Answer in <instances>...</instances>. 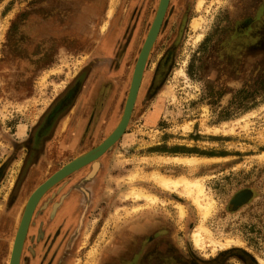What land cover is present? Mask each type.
Listing matches in <instances>:
<instances>
[{"label": "rangeland", "instance_id": "1", "mask_svg": "<svg viewBox=\"0 0 264 264\" xmlns=\"http://www.w3.org/2000/svg\"><path fill=\"white\" fill-rule=\"evenodd\" d=\"M92 1L0 0V227L28 151L20 148L41 114L86 65L98 66L89 84L125 71L117 99L111 97L105 108L106 114L109 108L111 112L102 119L104 134L121 120L135 65L160 0ZM244 17L254 19L247 35L240 32L248 27L238 25ZM112 35L117 38L110 49L107 43ZM128 40L121 70L110 68L118 48ZM86 100L81 99L75 119ZM152 148L159 151L150 153ZM198 152L227 155L207 157ZM188 157L198 161L192 166L177 160ZM111 159L105 178L109 189L105 199L111 205L105 210L104 228L73 264H126L115 260L116 253L123 252L132 239H146L162 228L165 234L159 238L170 243L167 254L174 257V264H244L236 256H227L245 252L257 264H264L259 214L247 218L245 212L234 213L229 215L232 221H220L222 214L215 216L213 209L203 221L193 195L183 187L163 189L141 177L157 170L201 180L214 201L210 177L215 169L231 172L233 190L264 175V0L170 1L130 122ZM132 173L139 176L130 181ZM261 181L264 177L259 185ZM113 188L115 195H111ZM134 189L156 200L136 199L131 194ZM241 194L246 195L238 200ZM247 196L240 193L234 202ZM99 217L93 215L89 223L90 238ZM201 224L218 244L210 242L209 233L202 245L196 244L194 234ZM229 240V246L222 245ZM94 248L97 252L91 256Z\"/></svg>", "mask_w": 264, "mask_h": 264}, {"label": "flooded vegetation", "instance_id": "2", "mask_svg": "<svg viewBox=\"0 0 264 264\" xmlns=\"http://www.w3.org/2000/svg\"><path fill=\"white\" fill-rule=\"evenodd\" d=\"M98 1L100 0L92 2ZM252 21H254L252 17H244L238 22V25L248 27L240 32L242 35L250 33ZM127 33L126 31L125 35ZM129 44L128 40L125 45L118 48V56L108 64L110 68L121 70L123 62L120 60L126 56ZM97 67L88 64L86 69L80 71L65 92L41 114L20 148L26 147L28 151L7 198L8 205L2 213L0 264L11 263L14 245L26 213L31 214L26 223V230L22 234L19 264H73L79 260L78 255H83L85 252L83 249L90 244L89 241H95L99 231L104 228L105 210L111 205L105 199L108 197L106 192L109 191L105 185V178L119 140L97 158L53 179L65 166L102 143L120 121L119 119L115 127L104 134L102 124L105 120L102 119L111 112L109 108L106 114L105 108L111 97L114 101L117 99L116 90L125 82V71L116 78L105 80L97 78L96 83L89 84L94 68ZM95 85L97 87H94ZM83 98L87 100L81 104V115L75 119L77 108ZM124 109L125 106L122 114ZM160 114L162 115L163 111ZM67 118L69 121L65 128L63 124ZM158 122L163 121L159 119ZM198 133L200 131L195 136ZM155 151H159V148L150 149V153ZM197 154L207 157L227 155L222 152ZM225 170L227 169H215L210 177H213L210 188L211 192H214L212 199L215 202V216L220 213L222 214L218 218L220 221H232L229 215L234 213L242 215L245 212L247 218L252 213H257L260 215L259 227L264 228V181L259 185V180L264 175L260 176V179L256 177L258 181L255 183L248 181L233 190L231 172L227 170L228 172L224 173ZM244 191L248 196L239 203H234L237 195ZM115 192L113 188L111 195H115ZM95 214L101 217L98 218L96 233L90 238L87 230ZM165 229L170 230L168 227ZM163 231V228L157 230L156 234L143 240L132 239L124 245L126 247L122 248L123 252L116 253L115 260L126 264H170V261L174 264V257L167 254L170 243L165 238H159L165 234ZM245 253H231L227 257L236 256L244 264H257L249 252Z\"/></svg>", "mask_w": 264, "mask_h": 264}, {"label": "water", "instance_id": "3", "mask_svg": "<svg viewBox=\"0 0 264 264\" xmlns=\"http://www.w3.org/2000/svg\"><path fill=\"white\" fill-rule=\"evenodd\" d=\"M169 3H170V0H160L156 16L153 20L151 28L148 32V35L144 41V44H143L142 49L140 51V54L138 56V59H137L136 65H135V70H134L133 77H132L131 87L129 90L128 98H127L125 109H124V113H123L121 120L118 123L117 127L96 148L90 150L85 155L79 157L74 162L65 166L61 171H59L53 177V179H57L58 177L64 175L65 173H68V172L72 171L73 169L79 167L80 165H83V164L89 162L90 160L95 159L98 156L102 155L110 147H112L117 140H119L125 134L126 129L128 127V124L130 122L131 116H132V112L134 110V107H135V104L137 101V98H138V94H139L140 87L142 84L144 71L146 68V64L148 61L149 54L152 50V47H153V45H154V43L158 37V34H159L160 29L162 27V24L164 22V18H165L166 12L168 10ZM30 214L31 213H26V215H25L24 221H23L22 226L19 230L18 237H17L15 245H14V251L12 254L10 264H19V258H20V250L19 249L22 246V234L26 230V223L28 222Z\"/></svg>", "mask_w": 264, "mask_h": 264}, {"label": "bare ground", "instance_id": "4", "mask_svg": "<svg viewBox=\"0 0 264 264\" xmlns=\"http://www.w3.org/2000/svg\"><path fill=\"white\" fill-rule=\"evenodd\" d=\"M112 9L113 8H110L108 10L109 16H112V14H113V10ZM196 23L197 22H195V24ZM115 38H117V37H115V35L114 36L112 35V36L109 37L108 43H107L108 48L111 49L112 47H114V45L116 43ZM180 70L184 71L182 69H180ZM178 73L180 74L181 72H178ZM68 121H69V118L66 119V121L63 124V127H65L67 125ZM177 160L180 161L181 163H186V164L188 163V164H190L192 166H193V164L196 161H198V159L194 158V157L177 158ZM138 173L130 174L128 176L129 180L131 181V180H134V179L138 178V176H139ZM140 175H141V173H140ZM141 177L147 178L148 180L149 179L154 180L163 189L178 190L180 187H183L189 195H193L194 201L196 202V204L198 205V207H200V209L202 211L203 221H205L213 213V209H214L215 203H214V201H212L210 199V197L208 198V195H207V193L205 191L204 184L202 183L201 180H191V179H189V178H187L185 176H180V177L167 176V175H164V174L158 172L157 170L152 172L149 175L148 174H146V175L142 174ZM131 194H133V196L136 199L147 198V199H150V200H156V197L147 194L144 190H136V189H134V191ZM244 195H246V194H244ZM244 195L241 194L238 197V200H240ZM181 211H182V213H184V208L181 207ZM208 233H209V236L211 237V241L210 242L212 244H218L219 241L214 238V236L211 234V231L209 230V228L206 227L205 224H201L199 226L198 231H196L195 234H194V238H195L196 244L202 245L203 242L205 241V235L206 234L208 235ZM230 242L231 241L229 240L227 243H224L222 245L229 246ZM11 249H13V248H11ZM96 252H97V248H94L91 251V256H94L96 254Z\"/></svg>", "mask_w": 264, "mask_h": 264}, {"label": "crops", "instance_id": "5", "mask_svg": "<svg viewBox=\"0 0 264 264\" xmlns=\"http://www.w3.org/2000/svg\"><path fill=\"white\" fill-rule=\"evenodd\" d=\"M140 92V91H139Z\"/></svg>", "mask_w": 264, "mask_h": 264}]
</instances>
